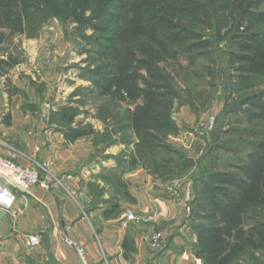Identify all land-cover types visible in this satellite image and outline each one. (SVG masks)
I'll use <instances>...</instances> for the list:
<instances>
[{
	"label": "trees",
	"instance_id": "obj_1",
	"mask_svg": "<svg viewBox=\"0 0 264 264\" xmlns=\"http://www.w3.org/2000/svg\"><path fill=\"white\" fill-rule=\"evenodd\" d=\"M69 16L97 33L90 52L101 63L95 81L100 94L127 107L119 122L131 132L129 168L142 166L167 182L196 166L169 141L180 133L176 101L194 111L208 105L195 76L214 86L220 70L233 72L225 89L238 99L224 110L222 127L227 116L264 126V0H90L80 8L61 0H0V46L16 36L37 39L50 20ZM20 62L13 55L0 58V78ZM17 92L13 87L10 95ZM72 110L60 109L67 140L95 136L91 124L72 125ZM209 156L189 210L197 256L202 264H264V139L227 169L219 168L218 155ZM111 178L131 198L121 176Z\"/></svg>",
	"mask_w": 264,
	"mask_h": 264
},
{
	"label": "crops",
	"instance_id": "obj_2",
	"mask_svg": "<svg viewBox=\"0 0 264 264\" xmlns=\"http://www.w3.org/2000/svg\"><path fill=\"white\" fill-rule=\"evenodd\" d=\"M12 70L2 76L5 86ZM2 107L0 104V155L22 165L37 166L47 184L17 189L10 180L0 177L16 194L11 210L0 208V264H28V254L42 262L52 257L58 264H81L77 249L68 239L85 246L92 264H202L196 254L197 235L190 226V202L194 197L190 182H164L150 176L142 166L122 173L117 170L120 173L115 174L127 184L131 198L124 197V189L111 181L117 196L93 206L87 192L95 188L92 183L97 184L92 175L103 169L94 168L102 163L92 159L90 140H84L82 146L80 141L70 142L57 133L46 134L44 125L35 136H29L24 123H31V118L22 123L20 110ZM102 165L110 169L109 164ZM103 182L109 186L107 179L96 186L108 189ZM108 196L106 192L104 197ZM114 205H119L116 212L106 216ZM129 211L152 213L154 219L138 223L128 219ZM155 231H162L165 237L159 250L150 246ZM30 235L40 242L29 244Z\"/></svg>",
	"mask_w": 264,
	"mask_h": 264
},
{
	"label": "rangeland",
	"instance_id": "obj_3",
	"mask_svg": "<svg viewBox=\"0 0 264 264\" xmlns=\"http://www.w3.org/2000/svg\"><path fill=\"white\" fill-rule=\"evenodd\" d=\"M61 2H66L70 8L90 5V0H61ZM89 14L90 10H87L85 15ZM80 25L79 20L75 21L70 16L57 17L43 27L39 38L27 39L16 36L0 46V58L13 55L21 61L12 70L10 80L8 79L9 86H5V79L0 78V104L3 105L2 110L7 106L9 110L12 107L20 110L22 123L31 118V123H24L27 128L25 132L29 136H35L42 125L46 134L57 133L65 136V130L69 126L65 122L66 118L60 117V109L63 107L72 108L75 112L72 125H93L97 134L84 136L77 141L84 146V140L87 142L90 140L94 148L92 159L95 161L96 158L102 164L110 165L109 170L103 168L102 164L94 167L98 170H106L92 175L91 179L97 183L96 185L106 179L109 182V186L103 182L108 189L96 185L94 189H88L90 203L95 206L111 201L117 196L116 189L113 190L110 185L111 177L115 173H122L123 169L127 172L136 167L129 168V162L125 158L133 149L132 144L126 143L129 136L131 137V132L122 130L124 122L122 124L119 122L126 118L127 107L111 102L97 89L96 73L101 63L90 52L91 39L97 36V33L92 28L85 29ZM223 67L228 68V65ZM231 73L233 72L224 73L220 70L213 82L214 86L202 85L209 80L205 76L194 77L193 81L209 101L208 105L199 104L201 106L197 111L192 110L189 105L175 102L173 117L180 127V133L172 135L169 141L175 148L194 158L197 164L187 176L168 182L174 181L180 185L190 182L192 188L197 177L205 175L210 153L220 157L219 168L227 169L234 158L245 156L255 141L264 139V126L237 123L227 116V123L222 127L224 110L238 99L237 93L232 95L225 89V80ZM13 87L19 92L11 96ZM212 117L215 118L214 125L211 129H207L208 120ZM89 160L91 161L90 158ZM15 162L38 171L35 165ZM117 170L120 172H116ZM38 173L41 177L39 171ZM106 192L109 193L108 199L104 197ZM119 198H121L120 193ZM151 215L154 219V215L152 213ZM26 259L28 264H58L52 257L42 262L33 254H28Z\"/></svg>",
	"mask_w": 264,
	"mask_h": 264
},
{
	"label": "built area",
	"instance_id": "obj_4",
	"mask_svg": "<svg viewBox=\"0 0 264 264\" xmlns=\"http://www.w3.org/2000/svg\"><path fill=\"white\" fill-rule=\"evenodd\" d=\"M215 118L212 117L208 120L206 125L207 129H211L214 125ZM0 177L7 178L11 181L15 188H24L33 186L36 184L46 185V181L41 179L38 171L33 167H24L17 164L11 158L0 155ZM16 202V194L10 186L5 185L0 180V208L5 210H11ZM128 219L134 220L138 223H149L153 220L151 214H138L133 211L127 213ZM164 233L162 231H155L151 235L150 246L153 249L159 250L164 246ZM69 244L77 249L81 264H91L89 261L85 246L70 239L67 240ZM28 243L31 245H37L39 239L36 236H29ZM2 253V239L0 233V254Z\"/></svg>",
	"mask_w": 264,
	"mask_h": 264
}]
</instances>
